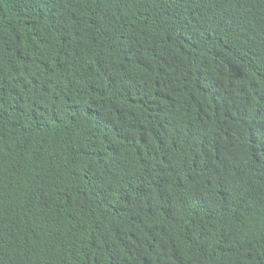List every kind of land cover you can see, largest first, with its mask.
Segmentation results:
<instances>
[{
    "label": "trees",
    "instance_id": "trees-1",
    "mask_svg": "<svg viewBox=\"0 0 264 264\" xmlns=\"http://www.w3.org/2000/svg\"><path fill=\"white\" fill-rule=\"evenodd\" d=\"M0 264H264V0H0Z\"/></svg>",
    "mask_w": 264,
    "mask_h": 264
}]
</instances>
